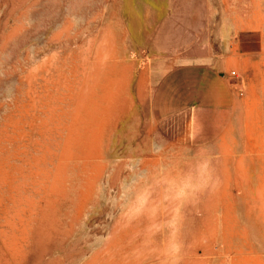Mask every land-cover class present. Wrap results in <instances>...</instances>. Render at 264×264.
Instances as JSON below:
<instances>
[{
  "label": "rangeland",
  "instance_id": "obj_1",
  "mask_svg": "<svg viewBox=\"0 0 264 264\" xmlns=\"http://www.w3.org/2000/svg\"><path fill=\"white\" fill-rule=\"evenodd\" d=\"M242 19L264 0H0V264H264ZM225 59L221 110L193 63Z\"/></svg>",
  "mask_w": 264,
  "mask_h": 264
},
{
  "label": "crops",
  "instance_id": "obj_2",
  "mask_svg": "<svg viewBox=\"0 0 264 264\" xmlns=\"http://www.w3.org/2000/svg\"><path fill=\"white\" fill-rule=\"evenodd\" d=\"M250 23V24H249ZM240 29L238 30V36L236 38V50L238 53H241L240 56L236 59V57L232 58L231 61L237 63L241 68L245 67V64L251 61L252 66H255L256 55L260 54L264 51V23H257L256 21L251 20V22L246 21L244 23V19H242L241 24L239 23ZM238 26V27H239ZM234 55H232L233 57ZM254 57V58H251ZM235 59V60H234ZM251 59V60H249ZM204 62V61H203ZM228 61L227 59L218 62V60H210L208 64L204 63H193L195 65H204V72L210 76L206 81L208 87L210 88L208 91L210 92L209 99L210 106L215 109H226L231 108L232 99H228V86L225 85L224 80L219 76V72L217 71L219 68H225ZM249 65L246 66V68ZM212 86L215 89H211ZM213 94V95H212ZM216 96V97H215ZM210 123L216 124L214 127V135L212 137H216L218 134L222 133L224 127L222 126L224 123H227L226 116H213L210 119ZM210 139H213V138Z\"/></svg>",
  "mask_w": 264,
  "mask_h": 264
},
{
  "label": "built area",
  "instance_id": "obj_3",
  "mask_svg": "<svg viewBox=\"0 0 264 264\" xmlns=\"http://www.w3.org/2000/svg\"><path fill=\"white\" fill-rule=\"evenodd\" d=\"M231 74L234 75V76H236V73L233 70L231 71Z\"/></svg>",
  "mask_w": 264,
  "mask_h": 264
}]
</instances>
